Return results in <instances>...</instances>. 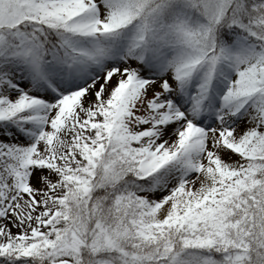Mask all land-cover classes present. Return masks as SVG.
Wrapping results in <instances>:
<instances>
[{
	"label": "snow or ice",
	"instance_id": "6c2138e0",
	"mask_svg": "<svg viewBox=\"0 0 264 264\" xmlns=\"http://www.w3.org/2000/svg\"><path fill=\"white\" fill-rule=\"evenodd\" d=\"M0 264H264V0H0Z\"/></svg>",
	"mask_w": 264,
	"mask_h": 264
}]
</instances>
